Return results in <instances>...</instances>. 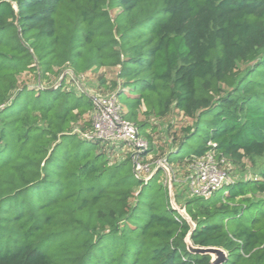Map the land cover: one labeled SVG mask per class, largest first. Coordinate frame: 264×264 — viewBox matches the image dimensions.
Here are the masks:
<instances>
[{
    "label": "trees",
    "instance_id": "16d2710c",
    "mask_svg": "<svg viewBox=\"0 0 264 264\" xmlns=\"http://www.w3.org/2000/svg\"><path fill=\"white\" fill-rule=\"evenodd\" d=\"M101 68L117 69L100 86L141 135L142 107L193 119L163 150L171 165L210 141L226 159L264 154V0H0V264H212L189 251L163 169L140 178L124 146L82 135L94 103L66 70ZM30 71L63 77L19 86ZM262 176L220 197L175 193L192 243L223 248L221 264H264Z\"/></svg>",
    "mask_w": 264,
    "mask_h": 264
},
{
    "label": "built area",
    "instance_id": "2783aa9c",
    "mask_svg": "<svg viewBox=\"0 0 264 264\" xmlns=\"http://www.w3.org/2000/svg\"><path fill=\"white\" fill-rule=\"evenodd\" d=\"M66 74L76 81L79 79L70 69L66 70ZM90 96L94 103V110L91 114V128L82 133L84 137L99 138L117 148L119 145L124 146L122 151L126 150L130 153L135 174L140 178L148 180L156 169H166L172 179L176 177L172 175L173 165L167 161L166 157L160 158L156 163L144 161L148 157L150 143L139 133L136 124L124 117L115 93H96ZM185 160L188 170L183 183L193 197L210 198L220 189L235 182L223 166L226 158L220 154L213 141L208 143V149L204 154L194 155Z\"/></svg>",
    "mask_w": 264,
    "mask_h": 264
},
{
    "label": "rangeland",
    "instance_id": "374dc122",
    "mask_svg": "<svg viewBox=\"0 0 264 264\" xmlns=\"http://www.w3.org/2000/svg\"><path fill=\"white\" fill-rule=\"evenodd\" d=\"M243 68L244 66H240ZM101 69H93L91 71L84 72L83 75H79V79L76 81L72 77H68L66 81V87L73 89L77 92L84 91L89 95L96 93H107V89L100 86L98 75L105 74L108 80H115L117 78V69H108L107 71ZM61 81V74L48 73L45 78L41 76L39 71L25 72L19 77V86L26 84L29 87H46V86H57ZM108 81V82H110ZM43 85V86H42ZM126 98V97H125ZM127 99H125L126 101ZM145 107L141 108L139 115L140 119L148 122V126L142 130V136L145 137L149 143H151L147 159L145 162L156 163L160 158H162L163 150H170L173 145H177L184 138L185 130L187 126L193 125V119L185 117L181 112L172 109L169 114L164 118H156L151 115H144L143 112ZM78 130V128H76ZM201 134V131H199ZM175 138V140H174ZM198 140V137L196 138ZM190 145V144H189ZM86 147L90 146V143H85ZM2 144L0 143V149ZM188 145H184L183 150L180 155L187 153L189 150ZM122 153V152H121ZM119 155L121 158L123 153ZM185 159L183 161H177L171 168L173 177V182L176 185L174 187L175 193H178L180 203L182 204L188 198L192 196L189 194L186 186H184L183 180L185 173L188 170V164H185ZM224 168L229 172L235 181L251 180V179H261L264 172V154H246L244 152L240 153L236 158H228L223 164ZM161 167V166H160ZM153 170V168H152ZM156 169L153 173L158 172ZM164 170V169H163ZM168 171V170H167ZM166 169L161 177V183L168 185L170 182V176L167 174ZM153 172V171H150ZM169 172V171H168ZM223 191L217 192V196H222ZM258 198H264V192H258L256 194Z\"/></svg>",
    "mask_w": 264,
    "mask_h": 264
},
{
    "label": "water",
    "instance_id": "95a60500",
    "mask_svg": "<svg viewBox=\"0 0 264 264\" xmlns=\"http://www.w3.org/2000/svg\"><path fill=\"white\" fill-rule=\"evenodd\" d=\"M169 191H170V200L173 209L176 210L183 217V219H185L188 222L190 226V230L185 238L189 251L192 252L193 254L210 255L212 256V264H221L227 257V252L223 248L215 247V246L201 247V246H195L192 243L191 237L194 229L196 228V223L188 213L186 206H182L177 203L175 199L174 183L172 177H170Z\"/></svg>",
    "mask_w": 264,
    "mask_h": 264
}]
</instances>
